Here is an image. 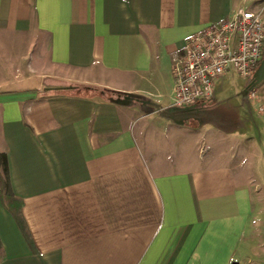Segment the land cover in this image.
<instances>
[{
    "label": "crops",
    "instance_id": "0c3cea01",
    "mask_svg": "<svg viewBox=\"0 0 264 264\" xmlns=\"http://www.w3.org/2000/svg\"><path fill=\"white\" fill-rule=\"evenodd\" d=\"M255 2L0 0V153L36 248L0 195V264H264V80L169 99L184 40Z\"/></svg>",
    "mask_w": 264,
    "mask_h": 264
},
{
    "label": "built area",
    "instance_id": "2783aa9c",
    "mask_svg": "<svg viewBox=\"0 0 264 264\" xmlns=\"http://www.w3.org/2000/svg\"><path fill=\"white\" fill-rule=\"evenodd\" d=\"M262 58L261 11L243 7L233 17L204 27L188 36L171 56V106L188 108L211 99L215 83L228 73L252 78Z\"/></svg>",
    "mask_w": 264,
    "mask_h": 264
},
{
    "label": "rangeland",
    "instance_id": "374dc122",
    "mask_svg": "<svg viewBox=\"0 0 264 264\" xmlns=\"http://www.w3.org/2000/svg\"><path fill=\"white\" fill-rule=\"evenodd\" d=\"M254 9H256L257 11H261L262 14V18H264V0H256L255 4L252 6ZM227 75V74H226ZM48 81L46 82V87L51 88V89H47L46 92L48 94H55L56 93H64V92H70L72 94H88V95H99L102 97H110L113 96V94L106 92L102 89H98V88H93V87H87V86H67V87H62L59 86V84L55 83L54 79H47ZM226 81L227 83L224 86V90L225 93L227 94V96H231L232 94H234V91H238L240 90V88L242 87V85L248 83V81H250L251 83H253V76L250 79H244L242 77H240L238 74H236L235 72L233 73H228V75L226 76ZM249 82V83H250ZM116 95H114L115 97ZM226 98L227 97H223L221 99V101H219L220 103L224 104V107H229L232 110H235V112L238 113V105H239V99H234L231 102H226ZM242 120L241 122H243V124H245L242 127V131L243 132H248L249 133H254L256 129V123L257 120L255 117H253V119L250 117V115L245 116L244 113L242 114Z\"/></svg>",
    "mask_w": 264,
    "mask_h": 264
},
{
    "label": "trees",
    "instance_id": "16d2710c",
    "mask_svg": "<svg viewBox=\"0 0 264 264\" xmlns=\"http://www.w3.org/2000/svg\"><path fill=\"white\" fill-rule=\"evenodd\" d=\"M0 195L3 204L7 207L8 211L12 214L17 226L19 227L27 245L32 252H36V248L29 235L27 226L21 216V201L13 196L9 183V171L6 155L0 153ZM1 247V244H0Z\"/></svg>",
    "mask_w": 264,
    "mask_h": 264
},
{
    "label": "water",
    "instance_id": "95a60500",
    "mask_svg": "<svg viewBox=\"0 0 264 264\" xmlns=\"http://www.w3.org/2000/svg\"><path fill=\"white\" fill-rule=\"evenodd\" d=\"M264 80V58H262L261 62L259 63L257 69L253 74V84L256 85Z\"/></svg>",
    "mask_w": 264,
    "mask_h": 264
}]
</instances>
